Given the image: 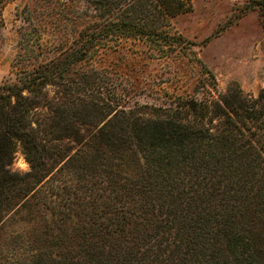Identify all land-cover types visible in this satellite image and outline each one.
Wrapping results in <instances>:
<instances>
[{"label": "trees", "instance_id": "1", "mask_svg": "<svg viewBox=\"0 0 264 264\" xmlns=\"http://www.w3.org/2000/svg\"><path fill=\"white\" fill-rule=\"evenodd\" d=\"M8 1L0 0V10ZM193 1H45L54 6L39 17H54V35L72 40L0 88V264H264V88L253 97L231 86L217 99L179 98L147 112L101 96L94 65L74 70L129 39L162 53L185 45L172 20L192 11ZM40 108L49 112L45 124ZM81 124L96 130V156L107 143L126 158L121 190L104 159L94 157L90 173L68 155L57 169L49 161L52 140ZM18 147L29 164L24 173L11 168ZM61 170L79 181V192L108 184V213H91L77 226L83 213L70 211L83 201L72 189L70 204L53 202L37 232L25 222L17 233L3 230L33 198L43 199ZM70 215L79 218L66 229Z\"/></svg>", "mask_w": 264, "mask_h": 264}, {"label": "rangeland", "instance_id": "2", "mask_svg": "<svg viewBox=\"0 0 264 264\" xmlns=\"http://www.w3.org/2000/svg\"><path fill=\"white\" fill-rule=\"evenodd\" d=\"M45 1L10 0L0 10V88L19 82V75L25 68L31 69L32 65L56 54L60 47L71 44V36L60 38L54 35L56 29L49 23L56 21L54 17H39L56 2L52 0L54 3L46 7ZM172 26L187 41L185 45L173 46L162 53L129 39L122 41L116 51H101L95 59L78 64L74 70L89 72L94 65L98 74L91 71V75L100 77L104 84L101 96L111 98L112 104L121 108L147 112L155 107H169L179 98L217 99L231 86L237 85L244 94L253 97L264 88V0H194L192 11L173 18ZM53 89L46 88L49 97L53 95ZM38 111L46 115L38 117L43 124L49 121L46 109ZM45 128V137H48L50 129ZM71 131L72 134L68 132L59 140L48 143L49 161L53 166L56 169L63 166L66 158L59 161L68 155L74 158V163H81L85 173H90L94 157L104 159L105 172L109 170L116 174L114 185L121 190L124 176L129 172L126 158L117 155L118 150L107 143H103L102 153L96 156L90 146L97 133L90 125H77ZM122 152L130 154L125 150ZM80 156L83 162L79 160ZM11 168L21 173L29 170L20 147L15 152ZM58 171L54 172L58 175L52 176V181L42 189L47 192L43 199L33 198L30 208L7 221L3 230L17 233L19 223L25 222V229L37 232L38 220L53 213V202L61 208L70 204L72 189L76 195L74 200L83 202L70 213L83 215H80L81 224L78 225L79 217L70 215L66 229L82 226L91 213H108L105 212L111 200L108 184H96L91 190L86 185L79 192L82 187L79 181L72 179L67 170ZM89 190L90 200L86 197ZM96 195L98 202L95 204L93 198ZM113 202L119 206L117 201Z\"/></svg>", "mask_w": 264, "mask_h": 264}, {"label": "built area", "instance_id": "3", "mask_svg": "<svg viewBox=\"0 0 264 264\" xmlns=\"http://www.w3.org/2000/svg\"><path fill=\"white\" fill-rule=\"evenodd\" d=\"M235 1H239V0H235Z\"/></svg>", "mask_w": 264, "mask_h": 264}]
</instances>
